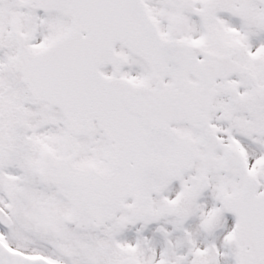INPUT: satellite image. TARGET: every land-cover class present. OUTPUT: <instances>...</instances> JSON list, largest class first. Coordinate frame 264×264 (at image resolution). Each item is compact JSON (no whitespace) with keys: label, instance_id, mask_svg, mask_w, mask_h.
Returning <instances> with one entry per match:
<instances>
[{"label":"snow or ice","instance_id":"snow-or-ice-1","mask_svg":"<svg viewBox=\"0 0 264 264\" xmlns=\"http://www.w3.org/2000/svg\"><path fill=\"white\" fill-rule=\"evenodd\" d=\"M0 264H264V0H0Z\"/></svg>","mask_w":264,"mask_h":264}]
</instances>
